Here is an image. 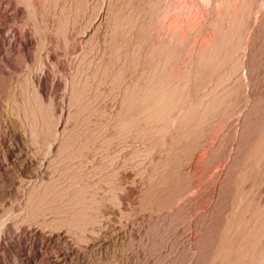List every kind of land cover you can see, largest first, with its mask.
Wrapping results in <instances>:
<instances>
[{"label":"rangeland","instance_id":"1","mask_svg":"<svg viewBox=\"0 0 264 264\" xmlns=\"http://www.w3.org/2000/svg\"><path fill=\"white\" fill-rule=\"evenodd\" d=\"M4 1L0 264H51L55 246L18 223L61 214L65 264H240L263 248L264 0H34L30 15ZM142 91L165 100L144 112Z\"/></svg>","mask_w":264,"mask_h":264},{"label":"bare ground","instance_id":"2","mask_svg":"<svg viewBox=\"0 0 264 264\" xmlns=\"http://www.w3.org/2000/svg\"><path fill=\"white\" fill-rule=\"evenodd\" d=\"M37 1H39V0H37ZM44 1V0H43ZM48 1V0H47ZM64 1V0H63ZM77 1V0H76ZM75 1V2H76ZM11 2V1H10ZM16 2L17 3H23L26 7H27V9H28V11H27V9H26V11H27V13H28V15H30V14H33V12H34V9H35V1L34 0H16ZM73 1L72 0H68V2L66 1V4L65 5H63L62 6V8L60 9V10H62V11H64L65 12V10L67 9V6H69V5H71V3H72ZM105 2V1H104ZM108 2V1H107ZM41 3H43V2H41ZM53 3V2H52ZM9 2L7 3L6 1H4V0H0V13H2V12H5V14H6V12H7V10H8V8L10 7L9 6ZM109 4V3H108ZM18 5V4H17ZM52 5V4H51ZM82 5V4H81ZM80 5V6H81ZM53 6V5H52ZM73 6V5H72ZM48 7H49V5H48ZM82 7H84V6H82ZM234 7V6H233ZM260 7V6H259ZM47 8V7H46ZM57 8V7H56ZM85 8V7H84ZM107 8V7H106ZM244 8H245V6H244ZM248 8V7H247ZM101 9V8H100ZM228 9V8H227ZM226 9V10H227ZM54 10V9H53ZM37 11V10H36ZM55 11V10H54ZM223 11V10H222ZM59 12V11H58ZM99 12V11H98ZM110 12V11H109ZM61 13V11L59 12V14ZM228 13V12H227ZM4 14V13H3ZM61 14H63V13H61ZM97 14V13H96ZM229 14V13H228ZM64 15V14H63ZM67 15V14H66ZM227 15V14H226ZM234 15V14H233ZM69 16V15H68ZM236 16V15H235ZM63 17H65V16H63ZM110 18V17H109ZM32 19V18H31ZM105 19V18H104ZM237 19H238V17H237ZM117 20V19H116ZM229 20V19H228ZM119 21V20H118ZM223 21V20H222ZM66 22V21H65ZM213 22V21H212ZM232 23V22H231ZM230 23V24H231ZM91 24V23H90ZM111 24V23H110ZM220 24V23H219ZM239 24V23H238ZM237 24V25H238ZM58 25H59V23H58ZM125 25V24H124ZM64 26V25H63ZM127 26V25H126ZM214 26V25H213ZM239 26V25H238ZM59 27V26H58ZM100 27H101V22H99L98 21V19H96V20H94V22H92V24L90 25V26H88V30L86 31V36H91L92 35V33L94 34V33H96L99 29H100ZM107 27V26H106ZM221 28V27H220ZM228 28H230V27H228ZM231 29V28H230ZM54 30V29H53ZM58 30V29H57ZM56 30V31H57ZM12 31V37H15L16 36V34L18 33L17 32V30H11ZM222 31H225V30H222ZM228 31H229V29H228ZM231 31V30H230ZM58 33V32H57ZM229 33V32H228ZM108 34V33H107ZM219 36V35H218ZM240 36V35H239ZM8 37V36H7ZM11 37V38H12ZM95 37V36H94ZM220 37V36H219ZM50 38V37H49ZM91 38V37H90ZM226 38V37H225ZM233 39V38H232ZM227 40V39H226ZM48 41V40H47ZM46 42V41H45ZM221 43H222V41H221ZM241 43V42H240ZM46 44V43H45ZM219 44V43H218ZM4 45V44H3ZM217 45V44H216ZM11 46V45H10ZM50 46V45H49ZM213 46H215V45H213ZM222 46V45H221ZM48 47V46H47ZM49 48V47H48ZM218 48V47H217ZM216 49V48H215ZM238 49V48H237ZM48 50V49H47ZM231 50V49H230ZM20 51V50H19ZM205 51V50H204ZM208 51H210V50H208ZM225 51H226V49H225ZM217 52V51H216ZM97 53V52H96ZM208 53V52H207ZM229 53V52H228ZM52 52L51 51H47V56L46 57H51L52 56ZM204 54V53H203ZM211 54V53H210ZM230 54V53H229ZM208 55V54H207ZM7 56V55H6ZM58 55H56V57H57ZM205 57H207V56H205ZM58 58V57H57ZM199 58V57H198ZM210 58V57H209ZM216 58V57H215ZM221 58V57H220ZM50 59V58H49ZM222 59V58H221ZM57 60H58V63H61V60H60V58L59 59H56V64H58L57 63ZM60 60V61H59ZM205 60V59H204ZM209 60V59H208ZM216 61H217V59H216ZM90 62V61H89ZM201 62V61H200ZM214 62V61H213ZM219 62V61H218ZM139 63V62H138ZM211 63V62H210ZM216 63V62H215ZM53 64V63H52ZM214 64V63H213ZM212 64V65H213ZM4 65V64H3ZM59 65V64H58ZM61 65V64H60ZM207 65V64H206ZM7 66V65H6ZM5 66V67H6ZM41 66L43 67V65L41 64ZM195 66V65H194ZM216 66V65H215ZM220 66V65H219ZM236 66H237V63H236ZM52 67V66H51ZM54 68V67H53ZM57 68V67H56ZM220 68V67H219ZM6 69H7V67H6ZM43 69V68H42ZM8 70H9V68H8ZM10 71V70H9ZM77 71V70H76ZM79 71H81V70H79ZM6 72H7V70H6ZM43 72V71H42ZM203 72V71H202ZM229 72V71H228ZM8 73V72H7ZM207 73V72H206ZM77 74V73H76ZM80 74V73H79ZM205 74V73H204ZM158 76V75H157ZM202 76V75H201ZM79 77H81V76H79ZM155 77V76H154ZM189 77V76H188ZM226 77V76H225ZM77 78V80H78V77H76ZM31 80V79H30ZM79 81V80H78ZM203 81V80H202ZM77 82V81H76ZM83 83H84V80H83ZM186 83V82H185ZM67 84V83H66ZM79 84V82L77 83V85ZM188 84V83H187ZM199 84V83H198ZM218 84V83H217ZM39 85V84H38ZM73 85V84H72ZM74 85H75V83H74ZM80 85V84H79ZM78 85V86H79ZM68 86H70V85H68ZM77 86V87H78ZM246 86V85H245ZM73 87V86H72ZM126 87V86H125ZM156 87V86H155ZM213 86H211L210 88H212ZM34 88V87H33ZM75 88V87H74ZM170 88V87H169ZM174 88V87H173ZM192 88V87H191ZM69 89V88H68ZM83 90V88L81 87L80 89L79 88H76V90L75 91H73L74 92V97L72 96V98H75V99H77L78 100V98L79 99H81V97H83V96H81V94L83 95V92H82V90ZM144 89V88H143ZM157 89V88H156ZM182 89V88H181ZM197 89V88H196ZM196 89H194V90H196ZM14 90V89H13ZM33 90V89H32ZM74 90V89H73ZM126 90V89H125ZM145 90V89H144ZM183 90V89H182ZM192 90V89H191ZM39 91V90H38ZM37 91V92H38ZM150 91V90H149ZM36 92V93H37ZM72 92V91H71ZM82 92V93H81ZM122 92V91H121ZM130 92V91H129ZM125 93V92H124ZM153 93V92H152ZM70 94V93H69ZM131 94V93H130ZM130 94H124L123 95V97H121V99H122V104L123 105H128L129 104V102H130V100L132 101V99H130V97H131V95ZM141 94L142 95H140L139 96V98L137 97L136 98V100H138L139 101V103H140V107H142V108H140V109H144V107L146 108V109H151L152 107H156V106H159V105H161V103L165 100V96H158V95H156L155 94V96L153 95V94H150L149 92H145V94H144V96H143V91L141 92ZM146 94H149L150 95V97L153 95V99L152 100H149V97H147V96H149V95H147L146 97H145V95ZM42 95V94H41ZM167 95V94H166ZM38 97V99H41L40 98V96H37ZM44 97V96H43ZM170 97V96H169ZM214 97V96H213ZM36 98V97H35ZM70 99H72L71 97H69ZM206 98V97H205ZM28 99V98H27ZM37 99V98H36ZM147 99L149 100L148 102H146L147 101ZM169 99V98H168ZM204 99V98H203ZM207 99V98H206ZM214 99V98H213ZM31 100V99H30ZM76 100V101H77ZM83 100V99H82ZM174 100V99H173ZM172 100V101H173ZM28 101V100H27ZM27 101H25V102H27ZM33 101V100H32ZM150 101H153V102H150ZM209 101V100H208ZM82 102V101H81ZM214 102V101H213ZM220 102V101H219ZM132 102H130V104H131ZM152 103V104H151ZM172 103V102H171ZM121 104V103H120ZM129 104V105H130ZM149 104H151V106L149 105ZM165 104V103H164ZM209 104V103H208ZM145 105V106H144ZM170 105V104H169ZM172 105V104H171ZM135 106V105H134ZM163 106V105H162ZM165 106V105H164ZM220 106V105H219ZM17 109V108H16ZM23 110V109H22ZM127 110V109H126ZM133 110V109H132ZM145 110V109H144ZM143 110V111H144ZM191 110V109H190ZM194 110V109H193ZM206 110V109H205ZM212 110H214V108L212 109ZM19 111V110H18ZM49 111V110H48ZM69 111V110H68ZM130 111V110H129ZM136 111H138V110H136ZM140 111V110H139ZM142 111V110H141ZM147 110H145L144 112H146ZM165 111V110H164ZM134 112V111H133ZM156 112V111H155ZM17 113V112H16ZM30 113V112H29ZM53 113V112H52ZM70 113V112H69ZM142 113V112H141ZM37 114V113H36ZM50 114V113H49ZM135 114V113H134ZM138 114V113H137ZM35 115V114H34ZM191 115H192V113H191ZM21 116V115H20ZM134 116V115H133ZM138 116V115H137ZM202 116V115H201ZM210 116V115H209ZM213 116V115H212ZM124 117V116H123ZM188 117V116H187ZM146 118V117H145ZM151 118V117H150ZM149 118V119H150ZM182 118H184V117H182ZM197 118V117H196ZM129 120V119H128ZM27 122V121H26ZM38 122V121H37ZM142 122H144V121H142ZM125 124V123H124ZM179 124V123H178ZM205 124V123H204ZM137 125V124H136ZM208 125V124H207ZM212 125V124H211ZM179 126V125H178ZM50 127V126H49ZM207 127V126H206ZM202 128V127H201ZM32 129V128H31ZM49 129V128H48ZM188 131V130H187ZM42 132V131H41ZM62 132L63 131H59V130H56V132H55V139H54V142H55V144L57 143L58 145H60V142L62 141ZM33 135V134H32ZM177 135V134H176ZM203 137V136H202ZM199 138V137H198ZM197 139V138H196ZM199 144V143H198ZM202 144V143H201ZM54 144H52V145H50V147L51 146H53ZM257 145V144H256ZM53 148V147H52ZM257 150V149H256ZM52 152V151H51ZM58 152H60V151H58ZM55 153H53V156H52V158L50 157V160L52 161V162H54V160H56V156H59L57 153L54 155ZM70 157V156H69ZM58 158V157H57ZM257 158V157H256ZM71 159V158H70ZM252 160H250V162H251ZM16 162V161H15ZM15 162L13 161L12 163H13V165H15ZM250 162H248V163H250ZM246 163V162H245ZM253 163V162H252ZM16 164H18V163H16ZM22 164V163H21ZM244 164V163H243ZM18 165H20V164H18ZM50 165V164H49ZM165 167V166H164ZM7 169H9L8 168V163L7 162H3V163H0V174L1 173H4L5 171H7ZM144 170V169H143ZM187 171V170H186ZM241 171V170H240ZM7 173V172H6ZM31 174V173H30ZM42 174V173H41ZM3 175V174H2ZM46 175V174H45ZM240 175V174H239ZM1 176V175H0ZM48 176V175H47ZM76 176V175H75ZM96 176V175H95ZM155 176V175H154ZM251 176V175H250ZM45 177L46 176H44V175H42V177L41 178H39L40 179V181H38L37 183H34L31 187H29V189H28V201L29 200H31V198H33L34 197V194L37 192V191H39V190H41L43 187H45V181H44V179H45ZM52 182H53V180H52ZM56 182V181H55ZM91 182V181H90ZM237 183V182H236ZM240 183V182H239ZM74 184V183H73ZM241 184V183H240ZM52 185V184H51ZM49 186V185H48ZM25 188V187H24ZM67 188V187H66ZM8 189V188H7ZM43 189H45L44 190V192L46 191V188H43ZM24 190V189H23ZM48 191H50V190H48ZM73 192V191H72ZM38 193V192H37ZM48 193V192H47ZM76 193V192H75ZM64 194V193H63ZM246 195V194H245ZM80 196H81V194H80ZM72 200V199H71ZM81 200V199H80ZM33 201V200H32ZM30 202V201H29ZM68 203V202H67ZM71 204H73V203H71ZM90 204V203H89ZM93 204H95V203H93ZM77 205V204H76ZM236 206V205H235ZM31 208V207H30ZM85 208V207H84ZM83 208V209H84ZM71 209V208H70ZM79 209V210H78ZM78 209H76V208H74L73 209V211H72V213H74V215H75V212H77V211H83V209L82 210H80L81 208H78ZM87 210V209H86ZM91 211H92V209H91ZM30 212V211H29ZM28 212V213H29ZM234 212V211H233ZM238 212V211H237ZM66 213V212H65ZM80 213H82V212H80ZM29 215V214H28ZM264 215V214H263ZM90 216V215H89ZM235 216V215H234ZM65 216H64V214H61V216H58V218H56V216H55V218L53 219V220H55V222H51V223H45V222H40V223H42V224H40L39 223V226H41V228H39V226H37V224H36V226H35V223H33L32 221L31 222H29V219H27L26 217H24L23 218V220H21L20 221V223H18V226H19V228L21 229V230H23L24 231V233L26 234V235H28L29 237H38V236H41L40 238H42L43 239V241L41 242L42 244H52V245H54L55 246V253H56V257H55V260L53 261L52 260V263L51 264H65L64 262H65V257H64V255H63V253H61L62 251H61V244H63V243H69L68 242V240L66 239V237L64 236V231H67V232H71V227H70V225L71 226H73L72 225V222L73 221H71V224H69V223H65V221H67L65 218H64ZM91 217V216H90ZM82 218V217H81ZM75 220V219H74ZM75 221H78V220H75ZM244 221V220H243ZM261 221H263V220H261ZM23 222L25 223V222H27V223H29V224H27V226H24L23 225ZM50 222V221H49ZM244 223V222H243ZM77 224V223H76ZM75 225V224H74ZM263 225H264V221H263ZM83 226V225H82ZM262 226V225H261ZM238 227V226H237ZM234 228V227H233ZM244 229V228H243ZM243 229H242V232H243ZM263 229H264V227H263ZM246 230H248V229H246ZM256 232V231H255ZM261 232V231H260ZM230 234V233H229ZM263 234H264V232L262 233V236H263ZM261 236V235H260ZM259 236V238L261 239V237ZM258 238V237H257ZM263 238V237H262ZM77 239H79V238H77ZM240 239V238H239ZM263 240V239H262ZM258 241V240H257ZM239 243H240V241H239ZM264 243V242H263ZM254 245H251L250 247H249V251L244 255L243 254V258H244V260L242 261L241 260V262H240V264H264V246H263V248H262V246L261 245H259V244H256L255 245V242L253 243ZM65 245V244H64ZM239 246V245H238ZM246 246V245H245ZM244 246V247H245ZM51 247V246H50ZM45 248V247H44ZM246 250V249H245ZM61 251V252H60ZM240 252V251H239ZM245 253V252H244ZM208 254V253H207ZM231 255V254H230ZM54 259V258H53ZM232 262V261H231Z\"/></svg>","mask_w":264,"mask_h":264}]
</instances>
